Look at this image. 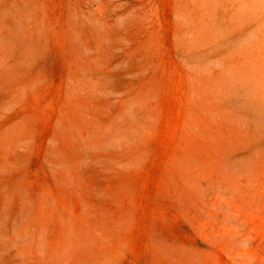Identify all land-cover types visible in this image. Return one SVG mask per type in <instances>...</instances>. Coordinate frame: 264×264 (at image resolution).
I'll list each match as a JSON object with an SVG mask.
<instances>
[{
    "label": "rangeland",
    "instance_id": "374dc122",
    "mask_svg": "<svg viewBox=\"0 0 264 264\" xmlns=\"http://www.w3.org/2000/svg\"><path fill=\"white\" fill-rule=\"evenodd\" d=\"M0 264H264V0H0Z\"/></svg>",
    "mask_w": 264,
    "mask_h": 264
}]
</instances>
